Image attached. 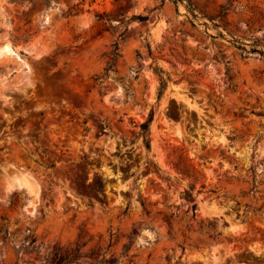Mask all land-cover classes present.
Segmentation results:
<instances>
[{
  "label": "rangeland",
  "instance_id": "obj_1",
  "mask_svg": "<svg viewBox=\"0 0 264 264\" xmlns=\"http://www.w3.org/2000/svg\"><path fill=\"white\" fill-rule=\"evenodd\" d=\"M192 1L0 0V264H264V0Z\"/></svg>",
  "mask_w": 264,
  "mask_h": 264
},
{
  "label": "trees",
  "instance_id": "obj_2",
  "mask_svg": "<svg viewBox=\"0 0 264 264\" xmlns=\"http://www.w3.org/2000/svg\"><path fill=\"white\" fill-rule=\"evenodd\" d=\"M174 1V3H178L179 1H181V2H183V1H185L184 2V5H185V7H186V9H187V11L191 14V16L192 17H197V11H198V9H197V6L194 4V2L192 1V0H173ZM222 10H223V8H222ZM219 15H221V12L219 13ZM147 18V16L146 15H142V14H137V15H132L131 17H130V19H137V20H144V19H146ZM241 49H243V50H245V48L243 47V46H239ZM252 51H254V52H256L257 50H256V48H252ZM119 53H118V42L117 41H115L114 43H113V49H112V51H111V60L109 61V63H108V65H107V67L105 68V70H106V72H105V76L108 74V70L113 66V63H114V58L118 55ZM155 71L159 74V76H160V81H161V90L163 89V88H165V86H166V78L165 77H163L162 76V72H163V70L160 68V67H158V66H155ZM152 112L150 113V115H149V117H148V119L147 120H145L144 122H142L141 123V127H142V129H143V131H144V136H146L147 134H148V126H149V123H150V121H151V119H152ZM145 145H146V148L147 149H150V143H149V140L147 139V138H145Z\"/></svg>",
  "mask_w": 264,
  "mask_h": 264
},
{
  "label": "bare ground",
  "instance_id": "obj_3",
  "mask_svg": "<svg viewBox=\"0 0 264 264\" xmlns=\"http://www.w3.org/2000/svg\"><path fill=\"white\" fill-rule=\"evenodd\" d=\"M2 49H3L6 53H10V52H12V50H11V48H10V46H9L8 44L3 45ZM16 180L19 181L20 179L17 178ZM27 184H28V183H27Z\"/></svg>",
  "mask_w": 264,
  "mask_h": 264
}]
</instances>
